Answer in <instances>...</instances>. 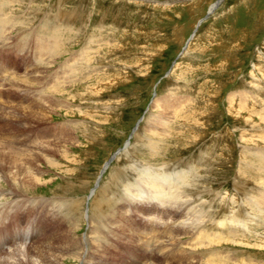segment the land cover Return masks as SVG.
I'll return each mask as SVG.
<instances>
[{"label": "rangeland", "instance_id": "rangeland-1", "mask_svg": "<svg viewBox=\"0 0 264 264\" xmlns=\"http://www.w3.org/2000/svg\"><path fill=\"white\" fill-rule=\"evenodd\" d=\"M219 2L0 0V63L7 65L8 60L14 76L25 81L16 87L0 82V107L5 105L7 116L20 115L21 105L29 108L35 98L54 99L50 89L55 82L61 102L49 124L41 128L36 122L32 127L14 122L9 128L0 117V134L25 133L22 142L33 149L40 136H49L47 143L54 144L49 139L56 126L75 130L76 142L67 157L58 151L52 166L48 162L42 166L41 185L26 193L23 190L25 198L15 195L0 200V211L11 207L13 216L22 221V229L33 226V234L25 240L29 247L40 240L52 242L43 239L48 229L35 235L34 224L48 227L45 216H40L45 213L41 206L37 222L33 221L35 214L29 217V224L23 216L37 202H44L46 211H53L56 203L62 206L65 233L61 234H66V240L73 237L77 245L70 254L64 253V264H90L91 260L93 264L96 240L113 239L110 234L114 237L120 224L132 227L125 229L126 240L116 232L121 240L113 243L112 256L117 257L118 251L130 252L133 245L128 246L127 239L141 230L142 234L158 230L162 235V222L146 227L144 217L134 214L131 202L121 204V199L126 183L135 184L144 172L168 168L174 176L177 172L189 175L186 186L196 197L193 206L203 208L206 220L207 212L214 215L207 233L226 238L223 247L211 245L195 254L190 251L191 235L177 233L168 245L181 237L177 241L182 243L180 247L174 243L176 252L184 248L187 254L183 256L193 264H264V0H223L215 8ZM26 43L31 48L42 46L46 57L41 61L31 53L26 55L28 48L26 52L20 48ZM6 54L7 59H2ZM173 116L177 119L163 136L156 130L161 127L157 121ZM52 126L50 131L45 128ZM135 164L146 171L136 172ZM1 183L6 193L11 190L6 182ZM16 200L20 201L17 207ZM120 206L132 223L126 214L123 221L109 216L121 215ZM234 213L240 214L244 225L230 229L229 221L226 228L218 224ZM5 224L12 226L9 220ZM153 251L151 248L145 256L137 253L132 259L162 264L170 253L168 249Z\"/></svg>", "mask_w": 264, "mask_h": 264}, {"label": "bare ground", "instance_id": "bare-ground-1", "mask_svg": "<svg viewBox=\"0 0 264 264\" xmlns=\"http://www.w3.org/2000/svg\"><path fill=\"white\" fill-rule=\"evenodd\" d=\"M220 1L222 2L223 0H220ZM221 2H219L215 6V8H217V6ZM32 39H33V36H32ZM27 43H26V46H24V45L22 47L18 46L21 48L22 52H26L27 48H28L26 55H29L31 53L35 59L37 58V60H41V61L46 57L45 54L42 55L44 53V48L42 46L38 47V44H37V47L32 46V48H31V45L28 46ZM35 47H36V49L31 50ZM39 56H41V57L38 59ZM1 57H2V59H7L8 54L3 55ZM54 58H55V56H54ZM51 61H53V60H51ZM72 61L75 64L77 59L74 57ZM8 62L9 61L7 60V65H3L0 63V71H3V73H4V75H2L3 77L0 78V82L1 81L3 82V80L5 82H11L10 84L12 85V83H13V86H15V87L17 86L18 83L24 85L25 81L23 83H21V81H19L16 78L17 76L16 77L14 76V73H13V71H11V68L9 67ZM69 62H70V60H69ZM66 65H67V63H66ZM76 68L77 67H75V69ZM46 69H48V67ZM67 70H68V68H67ZM48 71H50V70H48ZM60 73H61V71H60ZM12 76H14V77H12ZM29 76H31V75H29ZM50 76H52V75H50ZM63 81H64V79H63ZM35 84H37V83H35ZM57 85L58 84L55 82L52 89H50V90H52L51 95L53 97L54 96L56 97V98L54 97V99H52V100L51 99L46 100V99H48L47 97L46 98H43V97L39 98V99H41V100H39L38 98L37 99L35 98L36 95L35 96L32 95V96H34L35 99L32 102H30L31 104H29V108H26L25 105H23L24 107L21 105V111H19V112H23V113H19V114L22 116L18 115V113H14V115L12 114L13 116L11 114H10V116H7L6 109H5L6 107H5V105L4 106L2 105L0 107L1 119L3 120L4 123H6L7 127H9V128H10V126L13 125L11 123H14V122L16 124L19 123L21 125H22V123H25L24 125H27V126L29 124V125H31V127L36 122V123L41 125V126H39V128H41L43 125L49 124L48 120H50L52 113L55 112L56 107H59V108L61 107L60 105L57 104V103H59V104L61 103L59 100V97L57 98V96H56V94L58 93V92H56L57 89H54ZM26 87H28V86H26ZM30 87L31 86L29 85V88ZM32 88H33V86H32ZM40 88H41V86H40ZM45 90H47V89L44 88L43 92ZM58 90H61V89H58ZM101 91H103V88H101ZM28 97H29V95L27 96V98ZM167 104H169V103H167ZM174 107L176 109L180 108V106L179 107L174 106ZM12 108H13V105H12ZM19 108H20V106L19 107L17 106V109H19ZM7 109H8V107H7ZM10 112H12V111H10ZM174 115H176V114H174ZM161 118L162 119H158V121H157V123H159V125L157 127H159V126H161V127L156 128V130H160V132L164 136L165 133L168 132L167 127L170 125V123L173 120L177 119V116H173L171 118L170 117H167V118L161 117ZM26 119L29 120V123H27ZM78 126L79 125H77V127ZM56 127L57 128L54 130L55 134L53 133V135H51L50 139H49V141L54 142V144L50 145L49 143H47L49 136H40V139H38L37 142L34 144L35 147L33 149H31L30 146H26L27 142L23 144L24 141L22 142V140L23 139L25 140V138H21V136H24L25 133H16L15 134L12 131L11 132L6 131L5 133L0 134V200H2V199L8 200L10 197L12 198L15 195L20 196V198L27 197V195L25 197L22 196L21 192L23 193V190L28 191L30 189H33V187H35L38 183H40V185H41V180L43 179L42 166L44 165V163H46V162H48V164L52 163L51 164V166H52L53 161L57 157V156L54 157V155L57 153L56 155L59 156L58 151L62 152L65 156L67 155V153L70 149V146L74 145V142H76L73 138L74 137L73 131H75V130L73 128H70V127L67 128L64 126H56ZM45 128H47L49 131L54 129L53 126H52V128H50V127H45ZM169 128H171V126H169ZM24 129L26 131H28L27 128H24ZM70 130H71V132H70ZM157 136H159V135H157ZM30 138H31V136H30ZM32 140H33V137H32ZM26 141H27V139H26ZM127 155H129L131 157L130 151H129V153H127ZM136 165H138V166H136ZM140 166H141V164L140 165L139 164L132 165V167H135V171L138 173L141 172ZM143 169H144V171H146V167L143 166ZM29 170H31L32 173ZM148 170H151V169H148ZM188 176H186V177H188ZM186 177H184V174H180V172L179 173L177 172L176 175L174 176L173 174H170L168 168L167 169L164 168L163 172H159V173H156V171H154V173H153V171H152V173L151 172H144L143 178L137 179L135 181V184L130 185V184L126 183L127 188L124 190V193L122 194L123 199H121V202H123V203H121V202H119V203H121V204L128 203L129 199H127L125 197V192H127L133 188L136 189V193H135L136 199L144 200L147 202L142 203V204L136 203V202L133 203L134 201L131 202V205H132L133 209L135 210L134 214H137V215L139 214L140 217H144L142 223H144L143 225H145L146 227H153L154 228V226H150L149 224H153L155 226H158L156 221H158L160 223L162 222L161 224L162 225L164 224L162 227V235H161V233L158 232V230L157 231L152 230L150 232H144L143 234H142V230H141V233L137 232V233L132 234L131 237L129 236L128 237L129 239H127V241L129 242V243H127V245L128 246L133 245L132 249L126 255L122 251H118L117 257H120V259H118L115 255L112 256L113 252L115 251L113 243H116V242L121 240V237L115 236V234H116V232L119 235L121 234L123 240H126V238H127L126 236L129 234L126 235L125 229H130L132 227L131 226V227L125 228V225L120 224V226H116L114 229V232H115L114 237L112 234H110L113 239L106 240L103 237L102 238L99 237V239L96 240L95 256L97 257V260L94 261L93 264H148L150 262L141 261V263H140L137 260L132 259L133 258L132 255H135L137 253H141V254H143L142 256H145V254L151 248L154 249L153 252H155V251L158 252V249H162L163 252H165L164 249H168L170 251V253H168V257L163 258L164 261H162L163 262L162 264H179L178 262H180V263L182 262V264H193L194 262H192V260L190 258L183 256L184 253L187 254V252L183 253L184 248L181 249L182 250L181 253L178 251L176 252V250H177L176 245H178L180 247V244H182L181 242H180V244L177 243L178 239H180L181 237L178 238L177 240L172 241L170 243V245H168L169 242L171 241L170 240L171 237L176 236L177 233L179 234V236H180V234H186V235H191L193 237V239L191 238L193 243L192 244L189 243L190 247H191L190 251L192 252V254L197 253L198 249H199L198 251H200V248L205 249L206 247L211 246V245L223 247L222 244L224 243V241L226 239L224 237V234L223 235L220 234V235H222V236H220V235H216L215 233L214 234L212 233V235L207 233V230H206L207 225H209L208 223L213 220L214 217H212V216H214V215H212L213 213L211 214V212H209V213L207 212L208 220H206L205 215H204L205 213L203 212V208H201V207L199 208L198 205L196 207L193 206L194 202L196 201L195 200L196 197H193L192 194L189 193L190 187L186 186L187 185V178ZM2 181L6 182V184L9 187L8 189H11L10 191L8 190L7 193H6V190L4 189L5 187L2 188V183H1ZM24 193H26V191ZM152 201H156V203H153ZM258 201H260V200H258ZM54 202H52V203H54ZM15 203L16 204L14 206L17 207V206H19L20 201H17ZM39 206H41L42 208H39ZM7 207H9V206H7ZM30 207H32V208H30L28 210V212L25 215H23L24 217H28V219H27L28 224L31 222V220H29V217H31L32 214L36 215V217H35L36 219L34 220V222H37V220H38V218H40V216H42V217L45 216L44 220L48 223V225H47L48 227H44L45 223L43 224V226L41 224H38V225L34 224L36 227V229H35L36 234L35 235H38L39 233H41L43 231L45 232L48 229V233H47V235L45 234V237L43 239L46 238L47 240H52V242L48 243V241L44 242V240L43 241L40 240L36 243V245L34 244L32 247H29L25 243V240L27 238H29L31 232L21 228L22 221L18 217L13 216L12 210L9 209L11 207L4 208V209L1 208L2 211H0V245H1L0 246V264H64L65 263L64 258H63L64 253L70 254V251H72L71 249L74 250L77 245H76V240L73 237L68 236L67 237L68 239L66 240L65 239L66 234L65 235L61 234L62 232H64V229H63L64 225H63L62 221L60 220L61 219L60 214H61L62 206H60L58 203H56L53 206V211H50V210L46 211L45 203L44 202H37V203L31 204ZM70 207L72 209V206H70ZM120 207H122V210H120L122 213L121 215H115V214H110V215L108 214V215L112 218H117V219L122 220V218L125 216V214L127 215L128 212H126L124 210L125 209L124 206H120ZM37 208H39L41 210L44 209L45 213L41 212L40 216H38V210L39 209H37ZM67 209H69V207H67ZM49 214L52 216V218H50L48 216ZM239 215H240L239 213H234L231 217L225 218V219H227V221L225 219H223L224 221H221L218 224L221 225L223 228H226L230 224L229 228L234 229L237 225L243 224L242 220L239 218ZM126 217L128 219L129 224L132 223L130 217L128 215ZM6 220H9L10 223L12 224V226H16V228L14 229L12 226H10L9 229H6L4 227ZM228 221H229V224H228ZM56 222H57V224H56ZM110 222H112L111 219H110ZM39 223H40V221H39ZM113 223H114V221H113ZM75 225H76V223H75ZM99 225H100V223H99ZM30 226H32V225H30ZM41 227H43V229L39 230V232H37L38 228H41ZM65 228H66V225H65ZM213 228H214V230H217L218 227L216 226ZM108 230H109V228H108ZM208 230H210V229H208ZM33 232H34V230L32 231V234H33ZM169 232H172V233H169ZM218 232L220 233L221 230ZM94 233L96 234V232H94ZM166 233H169V234L165 237ZM106 234H107V232H106ZM151 235H152V237H151ZM201 236H203L202 241L200 243L199 242L195 243V241L197 239H199ZM95 239H97V238H95ZM95 239L93 238L92 240H95ZM165 239H166V241L168 240L167 244H163L162 246L157 245L160 243V241L162 243H166ZM188 240L191 241L190 239H188ZM14 241H17L16 246L13 245ZM179 241H181V240H179ZM57 242H59V244H56ZM7 243H10V244L7 245ZM187 245H188V242H187ZM128 246H124L126 251H128V249H127ZM170 246H172V247H170ZM6 247H8L7 250H5ZM124 247H122V248L124 249ZM261 247H263V246H261ZM210 252H208V254ZM204 254L207 255L206 253H204ZM79 255H80V253H79ZM90 255H91V251H90ZM217 256H219V255H217ZM90 257L92 258V256H90ZM85 262L86 261H84V263ZM91 263H92V260H91Z\"/></svg>", "mask_w": 264, "mask_h": 264}, {"label": "clouds", "instance_id": "clouds-1", "mask_svg": "<svg viewBox=\"0 0 264 264\" xmlns=\"http://www.w3.org/2000/svg\"><path fill=\"white\" fill-rule=\"evenodd\" d=\"M140 171L141 172H143L144 171V169H143V167H141V169H140ZM134 175H135V173H134ZM135 193H136V189H131V190H129V191H127V192H125V197L127 198V199H129V202H136V203H146L147 201H144V200H139V199H136V197H135ZM153 203H156V201H152Z\"/></svg>", "mask_w": 264, "mask_h": 264}]
</instances>
